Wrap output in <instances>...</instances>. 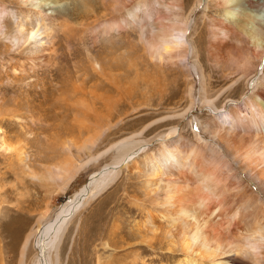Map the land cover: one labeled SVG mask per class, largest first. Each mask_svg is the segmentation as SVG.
Masks as SVG:
<instances>
[{
  "label": "bare ground",
  "instance_id": "bare-ground-1",
  "mask_svg": "<svg viewBox=\"0 0 264 264\" xmlns=\"http://www.w3.org/2000/svg\"><path fill=\"white\" fill-rule=\"evenodd\" d=\"M62 1L0 0L5 8L8 6L18 8L15 21L12 20L13 16L3 21L6 32L0 33V43L2 46L3 43L9 44L8 40L15 35L19 44V53L8 54L10 60L15 59L13 68L10 70L6 68L5 72H0V87H5V93L2 92L4 94L0 95V149L5 152H14L15 154H10L9 157L13 158L16 155L19 163L25 169L29 168L28 161L30 160L25 146L34 141L39 135L38 133L45 130V124L50 119L49 117L56 118L57 114L55 116L53 113L54 108L60 110L59 107L65 104V110L74 111V116L84 118L86 114L84 109L89 108L90 105L79 104L83 100L88 101L86 96L82 97L83 99L79 100L78 104L73 102V99L77 97L74 90H78V87L71 90L70 98L54 99L52 97L54 93L51 96L49 92L54 86L53 83L47 85V82L38 79L27 85L22 93L19 90L20 95H17L15 91L16 86L20 87V84L31 77L30 71L33 72L36 68L43 66L52 67L54 64L66 61L61 57L58 62L56 58L57 52L62 48L58 38L62 32L63 40L68 46H71L70 34L73 36L75 29L69 28L68 20L63 19L62 16L59 27L60 30H63L55 36L53 35L55 28L48 27L49 23H47L51 14L61 12ZM137 4L123 16L110 17L111 19L102 21L101 27L100 25L95 26L98 27L97 30L94 28L89 30L92 32L93 41H96L98 33L108 34L113 30L118 32L124 26L134 23L136 19H145L142 16L140 18L139 13L142 11V7H147V5ZM210 5L221 10L225 19L210 18L208 20L210 38L206 52L216 61L226 60L239 74L238 78L230 79L224 89L236 85V88L239 87L238 81L240 79L248 80L251 72L257 68L258 62L264 60V48L261 47L260 40L256 35L258 31L259 35L264 37V0H234V2L233 0H194L189 14L185 18V31L189 30V32L187 34L185 31L182 32L184 35L186 34V39H184L187 41V45L179 52L182 51L180 57H183V63L185 62L182 65H190V69H193L199 76V101L212 111L205 122L198 120L200 130L206 134L208 139L197 132L192 135L193 139L183 137L178 132L176 125L170 127L168 133L158 134L155 137L160 139L161 143L154 150L148 149V146L149 142L155 138L151 140L143 138L144 132L162 122L161 120L172 123L184 119L190 113L195 99V86L190 83L187 89L189 104L183 111L157 119L140 131L113 142L104 150L96 154H89L90 160L94 161L110 154L109 158L112 163L107 165L104 170L94 173L90 183L61 206L55 218L45 224L40 221L41 226L37 225L35 230H31L26 235L20 264H23V259L29 253L30 246L35 250L36 257H34L35 261H31L29 264H60L62 260L60 257L61 248L64 246V241H69L70 238L68 227L78 212L92 199L102 195L124 171L129 172L133 177H138L137 179H142V196L129 195L134 198V200H130L132 202L129 204L136 206L135 208L130 206V209L140 210L144 214L143 229L145 231L143 234L142 231L135 234L126 232L120 224L116 226V230L113 227L110 231L111 239L120 232V238L124 237L123 241L130 239L133 242L140 238L141 240H139L140 243H133L128 248L129 250L122 249L115 252V259L108 264H135L137 256L131 261L128 259L132 254H136L135 252L140 253L146 248L166 251L161 254L162 258L171 260L172 256L177 257L179 261L176 264H264V70L261 76L256 77L252 82L255 88L251 96L242 100L239 98V101H236L230 93L226 92L225 95L229 94V96H226L225 99L233 100L234 104L227 106L224 105V102L223 105H218L223 88L213 96L209 94L211 85L198 59L197 43L204 42L205 31L198 33L199 42L196 43L194 37L198 31L199 21L191 22L193 20L191 16L196 10H201V18H205L206 10ZM123 6V0H114L113 12L117 14L125 7ZM234 11L238 13L237 17L229 20V14ZM250 11L258 13L260 17L255 28L247 26V16ZM172 36V34L165 33L161 35L160 39L157 38L158 40L155 37L156 41L153 45L156 48L163 47L166 52L171 51L169 45ZM72 38L74 39V37ZM231 41L249 44L250 49L245 53L243 49L231 45ZM241 42L238 43L241 44ZM2 46L0 44V47ZM175 53L168 59L174 60L175 56L180 55ZM102 54L107 57L105 51ZM161 58L163 59L164 56L162 57L159 53L157 59ZM10 65H12L11 62ZM1 68L3 69V67ZM119 68L118 66L117 69ZM262 68L264 69V67ZM65 70L68 74H76V63L73 64L71 61L68 66H65ZM4 78L9 79L11 83L5 85ZM106 84L107 88L118 91L122 96L121 86ZM38 85H40L39 90ZM13 94L16 95L12 96ZM80 94L86 95L87 93ZM90 95L93 98L90 108L94 107L97 100L104 99L96 95L95 91H91ZM15 96L20 99H13L12 97ZM21 97L23 98L21 99ZM109 101L108 99L107 102ZM11 106L14 108H10ZM90 108L87 111L90 112ZM25 109L27 113L24 114L22 110ZM32 109H38L40 112L37 114L33 111L30 112ZM91 112L98 114L97 110L92 109ZM58 114L60 113L58 112ZM5 123L8 125L15 123L16 128L22 130L24 134L18 135L15 128L11 132L14 136H8L7 132L9 131L4 130ZM80 126H86V123L81 122ZM32 130L41 131L35 134ZM14 140L18 144L13 146L10 142ZM96 144L97 140L85 143V149L91 152ZM85 164L79 165L71 174H66L65 171L70 172L69 170L72 168L66 169L64 172L62 170V173L70 175L66 186L85 168ZM56 168V171H61L58 166ZM32 174L37 177L35 173ZM98 234L100 235V233L93 235L94 242L97 239L100 240ZM142 243L146 245H141ZM112 246H115V250L118 247L114 241ZM119 256L120 258H118Z\"/></svg>",
  "mask_w": 264,
  "mask_h": 264
},
{
  "label": "rangeland",
  "instance_id": "rangeland-1",
  "mask_svg": "<svg viewBox=\"0 0 264 264\" xmlns=\"http://www.w3.org/2000/svg\"><path fill=\"white\" fill-rule=\"evenodd\" d=\"M193 2L194 0H123L125 6L121 9L123 13L120 10L116 14L112 9L114 0H63L61 2V12L51 14L52 16L47 23H49L48 27L55 28L53 35L56 36L63 30H60L59 27L62 16L63 19L68 20V27L75 29L74 35L70 34L71 46H68L63 40L62 32L58 38L61 44L59 45L62 48L57 52L56 58L58 62L61 57L65 58L66 61L54 64L52 67L43 66L36 68L33 72L30 71L31 77L27 79L28 81H24L20 84V87H15L17 95H20L27 85L38 79L47 82V85L53 83L54 89L52 87L49 92L51 96L54 93L52 96L54 99L70 98L72 96V94L70 95L71 90L76 87L79 91L74 90L77 97L73 99V102L77 104L79 100L83 99L82 97L86 96L88 101L83 100L79 104H90V108L93 102L90 95L91 91H95L96 95L104 99L97 100L94 107L90 108V112L87 111L89 108L84 109L86 113L84 118L74 116V111L65 110V104L59 107L60 110L54 108L53 113H55V116L57 114L56 118L49 117L50 119L47 120L46 128L42 133H38L41 130H32L39 135L34 141L27 143L25 146L30 159L28 169H25L19 163L16 155L13 158L9 157L15 154L14 152H5L0 149V264H20L22 246L26 235L31 230H35L37 225L38 227L41 226L40 221L45 224L55 218L60 207L90 183L94 173L104 170L107 165L112 163L111 158H109L110 154L95 161L90 160L89 154H96L104 150L113 142L138 130L140 131L157 119L183 111L189 104L187 89L190 83L195 86V99L190 113L184 119L172 123L161 120L162 122L145 131L143 138L151 140L158 134L168 133L170 127L176 125L178 132L183 137L193 139L192 135L197 132V134H201L208 139L206 134L200 130L198 120L205 122L212 111L199 101L200 80L198 74L190 69V65H182L185 63H183V57H180L182 51L174 52L176 55L178 53L180 55L175 56L174 60H170L168 58L173 53L171 55L166 54L171 52L170 50L166 52L163 47L156 48L153 45L154 41L158 40L157 38L160 39L161 35L165 33L172 35L180 33L182 38L186 39L189 30L185 31V18L189 14ZM137 3L147 5V7H142V11L139 13V17L142 16L145 19H136L134 23L124 26V30L118 32L113 30L108 34L98 33L96 41H93L92 32H89V30L91 31L92 28L97 30L98 27L95 26L100 25L104 20H109L110 17L123 16L132 9V6L138 5ZM17 12V7L8 6V8H5L0 3V33L6 32L3 21L12 16V20L15 21V15H18ZM206 13L205 18H201V10H196L191 16L192 23L199 21L198 31L194 37L196 43L199 40L198 33L205 31L204 42L197 43L198 59L211 85L209 86V94L213 96L219 89L223 88L218 99L220 101L218 105H223L225 102L224 105L230 106L234 104V101L225 99L226 96H229L225 93H230L236 101H239V98L242 100L251 96L255 88L252 82L256 77L261 76L264 70L262 68L264 67V60H259L260 63L258 62L257 68L250 74L251 78L249 77L248 80L240 79L238 81L239 87L236 88V85L225 90L226 83L232 78H238L239 74L226 60L216 61L206 52L210 38L208 20L210 18L224 20L225 17L222 15L221 10L212 5L206 10ZM184 31L186 32L185 35L182 33ZM8 41L9 44L3 43V46L0 43L2 46L0 47V72H5L6 68L10 70L14 66L15 59H13L14 61L10 60L8 54L19 53L17 37L15 38L14 35ZM238 42L231 41L230 44L243 49L245 53L250 49L249 44L243 43V45L242 42L241 44ZM67 50L68 52H66ZM104 51L107 57L102 54ZM159 53L162 57L164 56L163 59H157ZM70 60L77 65L76 74H68L65 70V66L69 65ZM10 62L12 65H10ZM109 63L112 65L107 66L106 64ZM118 66L119 69H117ZM103 72L106 74L103 75ZM10 75L12 76V74ZM254 75L256 76L253 77ZM3 80L5 85L11 83L7 78ZM106 83L121 86L123 89L122 96L118 91L107 88ZM2 88L0 87V95L5 93V87ZM37 88L39 90L40 85ZM80 93L87 94L81 95ZM14 95L16 94L12 96ZM12 98L20 99L18 96ZM108 99L109 102H107ZM107 104H109V107ZM45 107L48 108V106ZM10 108L14 107L11 106ZM92 109L97 110L98 114L91 112ZM31 111L36 114L40 112L38 109H32ZM22 112L25 114L27 110H22ZM81 122H85L86 126H80ZM5 125L4 130L9 131L7 135L14 136L11 132L17 125L15 123L10 125L5 123ZM15 131L18 135L24 134L20 129L16 128ZM96 140L97 144L93 151H87L84 144ZM159 140L156 138L153 141L151 140L148 149L158 148L161 143V140ZM10 143L13 146L18 144L15 140ZM227 158L231 160L230 157L227 156ZM81 164H85V168L66 186L70 176L66 174L73 173ZM57 166L61 169L60 172L56 171ZM70 168H72L69 170L70 172L65 171ZM62 170L66 174L62 173ZM57 172L59 173L57 174ZM32 173H35L37 177L33 176ZM137 178L130 175L129 172L120 173L116 178L117 180L102 195L92 199L87 206L78 212V215L68 227L70 238L69 241H64V246L61 248L60 257L62 260L60 264H108L115 259V252L128 249L133 243H140L141 238L133 242L130 239L123 241L124 237L120 238V232L112 239L110 235L113 227L116 230V226L119 224L129 233L136 234L142 231L143 234L145 231L143 229L144 214L140 210L130 209V206L132 208L136 206L129 204L132 202L130 200H134L129 195L142 196L143 194L142 179ZM96 233H100V235L98 234L100 240L97 239L94 242L93 235ZM113 241L117 243L116 250L115 246H112ZM141 245L146 244L142 243ZM33 247H35L34 244ZM163 252L166 251H155L146 248L140 251L141 255L138 251L135 252L136 254H132L128 261L135 259L136 256L137 261L135 264H176L179 261L177 257L173 256L171 260L163 259L161 256ZM34 257H36V252L30 246L29 253L23 259V264L35 261Z\"/></svg>",
  "mask_w": 264,
  "mask_h": 264
},
{
  "label": "clouds",
  "instance_id": "clouds-1",
  "mask_svg": "<svg viewBox=\"0 0 264 264\" xmlns=\"http://www.w3.org/2000/svg\"><path fill=\"white\" fill-rule=\"evenodd\" d=\"M177 11L179 10L177 9ZM237 15L238 13L234 11L231 14H229L228 19L229 20L235 19ZM259 18L260 17L258 13L250 11L247 16V26L255 28V26L257 25L259 21ZM256 35H257V39L260 40L261 47L264 48V37L260 36L258 31ZM186 45H187V41L182 38V35L180 33H176L171 37V43L169 45V47L171 48V52L166 53V54L171 55L174 52H179L181 49L186 47Z\"/></svg>",
  "mask_w": 264,
  "mask_h": 264
}]
</instances>
